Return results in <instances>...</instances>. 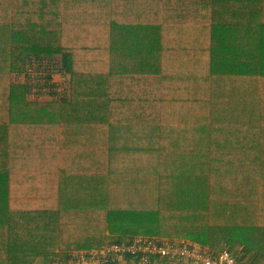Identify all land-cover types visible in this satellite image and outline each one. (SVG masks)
Instances as JSON below:
<instances>
[{"label": "trees", "instance_id": "trees-1", "mask_svg": "<svg viewBox=\"0 0 264 264\" xmlns=\"http://www.w3.org/2000/svg\"><path fill=\"white\" fill-rule=\"evenodd\" d=\"M136 236L264 264V0H0V264Z\"/></svg>", "mask_w": 264, "mask_h": 264}, {"label": "built area", "instance_id": "built-area-1", "mask_svg": "<svg viewBox=\"0 0 264 264\" xmlns=\"http://www.w3.org/2000/svg\"><path fill=\"white\" fill-rule=\"evenodd\" d=\"M56 79L64 77L63 72ZM168 257L173 264H244L240 249L224 248L215 252L201 244L183 238L136 236L128 243H110L97 250L77 249L63 257H57L56 264H119L126 257L139 256L143 262L148 256Z\"/></svg>", "mask_w": 264, "mask_h": 264}, {"label": "crops", "instance_id": "crops-1", "mask_svg": "<svg viewBox=\"0 0 264 264\" xmlns=\"http://www.w3.org/2000/svg\"><path fill=\"white\" fill-rule=\"evenodd\" d=\"M57 257H63V256H54L53 258H51V261L49 264H56L55 259ZM119 264H173V260H171L168 257L151 255V256H148L147 262H143L142 259L139 256H137V257H126L124 259V262L119 263Z\"/></svg>", "mask_w": 264, "mask_h": 264}, {"label": "rangeland", "instance_id": "rangeland-1", "mask_svg": "<svg viewBox=\"0 0 264 264\" xmlns=\"http://www.w3.org/2000/svg\"><path fill=\"white\" fill-rule=\"evenodd\" d=\"M184 180H187V179H186V178H182L181 176H177V177L175 178V180H174V183L176 184V186H180V185L183 183ZM181 188H182V187H181ZM183 189H184V190H187V192H185L186 194L192 196V199L190 198V201H189V202H190L192 205H194V203L197 201V195L194 193V186H193L191 183L188 182L187 185L183 186ZM186 240L191 241V240H189V239H186ZM192 242H193V241H192ZM198 244H200V243H198ZM201 245H202V244H201ZM256 245H257V244H256ZM203 246H204V245H202V247H203ZM204 247H206V246H204ZM257 247H258L261 251L264 252V241H263L261 244L257 245ZM220 251H221V250H220ZM220 251H216V252H220Z\"/></svg>", "mask_w": 264, "mask_h": 264}]
</instances>
